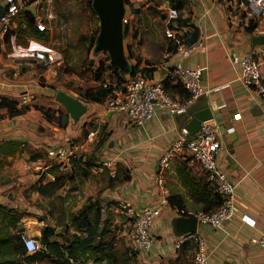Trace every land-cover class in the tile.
<instances>
[{
    "label": "crops",
    "instance_id": "0c3cea01",
    "mask_svg": "<svg viewBox=\"0 0 264 264\" xmlns=\"http://www.w3.org/2000/svg\"><path fill=\"white\" fill-rule=\"evenodd\" d=\"M183 1L180 22L172 25L168 24L170 0H126L123 42L127 63L129 66L139 59L140 67L150 63L153 69L149 78L154 81H162L177 62L201 69V84L206 91L193 105H207L220 115L226 129L223 133L216 121L210 120L217 125L222 145L216 160L234 184L235 199L233 214L219 229L197 224L196 232L206 243L207 264H263L261 248L252 240L264 230V110L258 95L242 84L239 68L231 63L232 56H243L254 46L253 30L245 29L248 23L252 29L254 25L233 1ZM2 5L0 0V9ZM18 18L25 27L23 13ZM159 20L168 27L161 30ZM15 26L14 22L10 32ZM3 37L0 26V100L13 101L20 110L9 114L7 107H0V204L19 212L32 210V223L28 224L42 221V204L55 194L43 196L31 186L42 173L46 180H53L64 172L72 175L77 166L70 159L62 166L51 165L41 172L38 167L48 164L49 147L73 145V157L80 167H84L86 159L93 163L90 168L85 167L86 177L73 173L72 187L64 184L74 199L97 193L103 205L123 200L136 210L156 207L161 197L157 179L161 178L168 189V202L161 205L151 228V247L137 251L138 263L192 264L193 242L176 247L181 234L174 228L175 220L180 218L175 209L200 210L205 201L212 202L215 190L187 152L176 153L167 167L160 166L161 155L183 131L176 115L155 106L149 120L134 125L123 114L107 110L105 103L87 102L66 92L86 107L75 119L57 101V91L49 85L56 78L54 64L43 68L30 56L32 50L39 49L36 43L52 46L42 41L34 45L17 40L15 34L7 42ZM183 41L195 45L189 56L180 58L174 52L168 55V45ZM41 78L46 80L44 84ZM129 78L125 76V80ZM90 85L94 87L97 82L93 80ZM170 91L184 98L185 92L179 88ZM25 92L35 98L26 106H19V98ZM45 110L49 111L48 118ZM189 119L190 116L183 123ZM91 130L95 135L88 137ZM109 158L115 162L114 176L100 164ZM244 214L255 220L254 227L241 221ZM41 227L29 233L37 239Z\"/></svg>",
    "mask_w": 264,
    "mask_h": 264
},
{
    "label": "built area",
    "instance_id": "2783aa9c",
    "mask_svg": "<svg viewBox=\"0 0 264 264\" xmlns=\"http://www.w3.org/2000/svg\"><path fill=\"white\" fill-rule=\"evenodd\" d=\"M229 1H233L237 8L243 11L246 20L253 23L254 36H264V0ZM2 6L3 12L0 13V26L3 35L10 31L13 23L24 10L35 9L33 13L35 21L40 24L43 20L44 6L41 0H3ZM178 15L179 12L170 7L168 9V24L175 25ZM46 16L51 17V15ZM194 47V44L185 45L180 43L174 53H177L180 58H186ZM55 55L56 50L52 47L35 49L30 52V56L44 68L54 64ZM231 63L239 68V80L242 84L258 95L261 108L264 110V43L252 46L248 53L243 56H232ZM201 74L200 68H188L180 62L172 65L167 75L170 82L179 84L188 93L187 97L180 98L167 89L162 81H154L145 74L137 73L121 86L115 88L104 103L107 110L123 114L134 125H142L149 120L154 113L155 106L165 109L172 115L182 114L203 93ZM34 98L33 94L25 92L20 96L18 105L26 106ZM94 135V131H89L88 137ZM221 149L222 145L218 140L217 125L209 120L202 122L199 129L192 135H189L183 129L181 134L161 155L159 164L162 167H167L176 153L180 151L187 152L191 159L201 167L207 182L222 198L220 205L208 212L201 209L176 208L175 212L178 217H194L197 220V224L209 225L212 228L219 229L233 214L234 184L216 160V156L221 153ZM74 155L75 147L73 145L66 144L49 147L46 150V157L49 160L48 164L38 168L41 172L51 165L57 164L61 166L68 163ZM100 164L109 170L111 176H114L115 162L112 158L105 159ZM157 184L161 197L159 205L156 207L144 206L141 210H136L131 204L119 200L113 204H105L101 208L102 210L112 209L117 215L123 217L127 223H130V229L126 236L137 251L151 247V228L160 214L161 205L168 202V189L165 187L163 180L158 178ZM241 221L248 226H255V220L247 214L241 216ZM19 236L26 253L31 254L40 248L39 241L25 231H19ZM186 241L193 242L192 264H207L206 243L201 235L197 232L181 234L176 241V247H180ZM252 241L261 248L264 264V230Z\"/></svg>",
    "mask_w": 264,
    "mask_h": 264
},
{
    "label": "rangeland",
    "instance_id": "374dc122",
    "mask_svg": "<svg viewBox=\"0 0 264 264\" xmlns=\"http://www.w3.org/2000/svg\"><path fill=\"white\" fill-rule=\"evenodd\" d=\"M87 1L41 0L44 6L43 20L40 26L37 25V27L43 29V36L37 37L33 35L28 28L21 26L22 22L20 18H17L15 20L16 26L8 38L9 41L10 36L15 34L14 38L17 40L32 42L34 45L36 41H42L52 46L56 50L55 62L52 68V70L56 71V78L49 85L56 91L76 94L75 96L78 97H80L82 90L92 87L90 84L93 83V71L97 67V62L104 59L106 54L108 55L104 51L95 52L91 44L92 38L99 29V19L92 9V5L90 8ZM46 15H51V17ZM157 25L161 26V30L168 27L160 20ZM36 45H38L39 49L44 48L40 44L36 43ZM43 81L46 80L41 78L42 84H44ZM81 169L80 166L76 167L73 173H81ZM73 173L72 175L67 172L63 173L66 175L64 184L69 187H72L71 183L75 180ZM68 192L69 189L66 186L62 187L55 192L51 199L43 202L41 217L44 219L38 221V224H28L32 223L30 222L31 210L25 212L27 217L18 223L14 229L10 230H13L14 233L20 229L26 232V227H28V232L26 233L32 236L29 233L30 231L38 229L39 226H48L53 230L50 240L65 244L71 235L75 233L70 225V217L90 204L88 198H97V193H92V195L81 196L80 198L75 197L74 199ZM70 197L71 199H69ZM101 220L104 224V239H114L116 263L139 264L136 257L137 250L126 236L130 229V223H127L123 217L117 215L112 209H101ZM41 228L39 229V235L36 236L39 243ZM40 247L44 248V245L40 243ZM59 254L60 256L57 257L63 264H110L105 259L101 262L95 261L93 257L84 259L79 255L71 254L67 250H61ZM40 264L56 263L47 261Z\"/></svg>",
    "mask_w": 264,
    "mask_h": 264
},
{
    "label": "trees",
    "instance_id": "16d2710c",
    "mask_svg": "<svg viewBox=\"0 0 264 264\" xmlns=\"http://www.w3.org/2000/svg\"><path fill=\"white\" fill-rule=\"evenodd\" d=\"M33 1V0H29ZM126 2V0H124ZM88 6L91 8L92 1H87ZM184 4L183 0H170V7L176 9L178 12L182 9ZM3 9H0V13ZM23 22L25 27L28 28L33 35L37 37L43 36V29H39L35 22V15L30 11H23ZM180 22L178 15L175 23ZM171 26V25H170ZM246 30H252V26L249 23L245 26ZM99 29L96 31L95 36L92 38L91 44L94 47L96 44V36ZM10 31L6 32L3 36V41L7 42ZM125 34V30H124ZM185 45H191L192 42H184ZM177 44L168 45L167 52H174ZM140 59L133 64H129L127 73L122 72L115 64L110 61L109 56L106 54L105 58L97 62L95 68L93 80L97 82L94 87H89L81 91L80 97L87 102L104 103L105 100L112 94L113 90L118 86H121L126 80L125 76H135L137 73H142L150 77L152 67L150 63H145L143 67H140ZM107 71H109L107 73ZM107 73V74H106ZM106 77L108 81H106ZM164 86L171 90L179 88L184 91L183 97H187L188 93L179 85L170 82L168 76H165L162 80ZM0 107H7L9 114L17 113L20 109L16 108V103L7 99L0 100ZM62 111V110H61ZM48 110L44 111L45 116L48 118ZM17 145V142L13 143ZM21 143H19L20 145ZM73 166L79 167L77 164L78 159L72 157ZM84 167H81V173L83 177L88 175V169L93 163L91 160L86 159L83 162ZM82 165V166H83ZM54 167V166H53ZM87 167V168H85ZM66 175L61 174L55 176L53 180H46L45 173H42L35 184L31 186V189L40 193L43 196H53L55 192L62 188L65 183ZM70 177V176H69ZM214 190V189H213ZM213 200L211 203L205 201L201 210L212 211L218 207L221 203V195L215 191L213 194ZM89 205L79 210L77 214L70 217L71 228L75 231L71 235L70 239L65 244H60L56 241H51L50 238L53 235V230L48 226H43L40 230V243L44 245V248H39L35 252L28 254L22 245L19 231L16 233L13 230L23 217H26L25 212H19L13 208L0 204V264H40L49 261L56 264H63L59 261L57 256H60L61 250H67L71 254L79 255L84 259L93 257L94 260L101 262L107 260L110 264H117L114 254V239H104V224L101 220V208L104 206L100 203L98 198H88ZM172 199L169 198V202ZM180 207V205H179ZM185 243V242H184ZM183 243V244H184ZM11 256H7V255Z\"/></svg>",
    "mask_w": 264,
    "mask_h": 264
},
{
    "label": "water",
    "instance_id": "95a60500",
    "mask_svg": "<svg viewBox=\"0 0 264 264\" xmlns=\"http://www.w3.org/2000/svg\"><path fill=\"white\" fill-rule=\"evenodd\" d=\"M92 9L99 19V31L96 36L95 52H107L110 61L115 64L122 72H128V63L125 55L124 47V24L123 17L125 12L124 0H92ZM34 13V12H32ZM254 45L264 43V36H254ZM206 89H202L204 93ZM56 99L60 102L67 112L73 118H78L86 110V107L72 96L57 91ZM190 119L183 123L187 117ZM214 119L221 133L224 127L221 123L218 111H215L207 105L199 103L191 106L186 112L176 115V120L181 129L187 131L189 135L194 134L202 122ZM174 228L179 234L195 233L197 228V220L194 217L177 218L174 222Z\"/></svg>",
    "mask_w": 264,
    "mask_h": 264
}]
</instances>
